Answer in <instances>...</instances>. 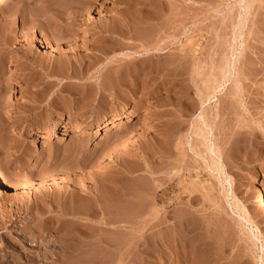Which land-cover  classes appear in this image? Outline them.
<instances>
[{"label": "rangeland", "instance_id": "obj_1", "mask_svg": "<svg viewBox=\"0 0 264 264\" xmlns=\"http://www.w3.org/2000/svg\"><path fill=\"white\" fill-rule=\"evenodd\" d=\"M1 78L0 264H264V0H8Z\"/></svg>", "mask_w": 264, "mask_h": 264}, {"label": "bare ground", "instance_id": "obj_2", "mask_svg": "<svg viewBox=\"0 0 264 264\" xmlns=\"http://www.w3.org/2000/svg\"><path fill=\"white\" fill-rule=\"evenodd\" d=\"M6 1L8 0H0V5H2L3 3H5ZM98 1V0H97ZM114 1H118V0H114ZM209 2V0H207ZM243 1L240 2V4H242ZM246 9V12H247V5L245 7ZM241 17V15H240ZM232 54H231V57L229 59V61H238L239 60V56L240 54H238V49L237 48H234V46H232ZM228 67V65H227ZM233 67V69L235 68V63H233V65L230 64L229 68ZM228 69H226L227 71ZM230 71V70H229ZM228 71V73H229ZM216 82V81H215ZM215 82H212L214 83V86L211 87V90H212V94H213V98H215V94L217 92H219L220 88L223 86V84L225 82H223V84H220L219 82L215 83ZM5 84V79L4 78H1L0 79V90L1 88L3 87V85ZM131 115L129 114H126V112H122L121 114H119L118 116H112L111 118H107V116L103 119L104 121L102 122V124L100 126H97L96 127V134L99 133H108L109 131L113 130V129H117V128H122L126 125L127 123V119L131 116H135V111L132 110L131 111ZM200 119L203 120V117L200 116ZM75 130L76 131H80V127L78 126H75ZM56 128H57V125L56 123H53L51 128L48 129L45 133L42 134V137L40 138V140L44 141V138H48L50 136H52V134L56 131ZM65 133H69V130L66 128L65 129ZM218 160H213V163L211 165V170L214 171V172H218L220 173L221 169H220V156H216ZM263 184H264V181H263ZM263 184H260L259 187H260V194L258 195V198H257V204L258 206L260 207V212H259V215L262 216L264 218V187H263ZM8 186V187H12L13 189H16V190H24L23 188H19L18 186H14V185H11L6 178L2 177L0 175V186ZM47 188V187H46ZM49 189V188H48ZM24 191L27 192V194H32V191L31 190H28V189H25ZM99 191V190H98ZM109 191V190H108ZM95 192V191H94ZM44 193V191L42 192ZM82 193V192H81ZM88 193H93V192H88ZM106 196V192H101V194H103ZM110 193V191H109ZM108 193V194H109ZM113 192H111L110 194H112ZM116 193V192H115ZM90 194V195H91ZM107 194V195H108ZM114 194V193H113ZM85 195L87 196L88 194L85 193ZM85 195H84V198L85 199ZM93 195V194H92ZM96 195V193H95ZM97 195L99 196L100 193L98 192ZM96 195V197H97ZM116 195V194H115ZM89 196V195H88ZM94 196V195H93ZM83 197V196H82ZM90 197V196H89ZM102 197L101 195L99 196V198ZM107 197V196H106ZM113 197V196H112ZM88 198V197H87ZM91 198V197H90ZM94 198V197H93ZM104 198V196H103ZM111 198V197H110ZM89 199V198H88ZM87 199V200H88ZM97 199V198H96ZM101 199V198H100ZM105 199V198H104ZM86 200V199H85ZM80 201V200H79ZM97 203V201H96ZM98 205V204H97ZM102 205V204H101ZM98 207V206H97ZM100 207V206H99ZM96 208V207H95ZM92 207L91 203L89 204V202L87 201H80V203L74 208V217L76 219L75 221V225H76V233L74 235V238L73 240H76V243H74V246L71 247V251L70 252H67L68 255L72 254L76 257H78V263L77 264H92L91 262H93V260L91 261V256L92 257H95L93 259L95 260H100V261H104L102 260V255H103V252L105 251L106 249V245H105V241L98 235V237L96 238L95 236L91 237V236H88V233L89 232H92L93 230H100V231H103L105 228L104 227H100V226H106V223H103L101 222L100 223V226L96 227L94 225H90V223L88 222H91L92 220L90 219V217L92 216V213H93V209H95ZM103 209V208H102ZM100 212L101 209H100ZM99 212V213H100ZM107 213V212H106ZM103 214H105L103 212ZM102 219V218H101ZM75 228V229H76ZM99 231V232H100ZM71 235V234H70ZM66 237V236H65ZM38 239V238H37ZM40 239V238H39ZM66 242V241H65ZM72 243V244H73ZM65 244V243H64ZM117 245V244H116ZM72 246V245H71ZM63 248V247H62ZM69 247H67L68 249ZM262 252L264 253V247L262 246ZM70 250V249H69ZM66 254V255H67ZM71 256V255H70ZM66 257V256H65ZM64 257V258H65ZM90 258V259H89ZM88 259V260H87ZM94 260V261H95ZM97 260V261H98Z\"/></svg>", "mask_w": 264, "mask_h": 264}]
</instances>
